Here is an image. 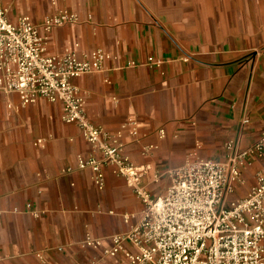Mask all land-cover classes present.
Masks as SVG:
<instances>
[{
    "label": "crops",
    "instance_id": "crops-1",
    "mask_svg": "<svg viewBox=\"0 0 264 264\" xmlns=\"http://www.w3.org/2000/svg\"><path fill=\"white\" fill-rule=\"evenodd\" d=\"M3 6L11 22L29 17L39 27L63 12L79 17L78 24L54 29L49 54L110 56L102 73L73 84L90 122L122 133L131 161L152 166L145 184L155 197L170 188L166 172L193 155L223 162L228 143L245 150L264 133V0H6ZM225 22L229 32L221 33ZM63 112L60 103L24 106L16 95L0 96V264H126L110 254L113 238L140 223L144 205L113 168L105 167L102 191L94 171L80 169L81 159L102 155L76 125L64 123ZM259 173L264 158L247 159L228 206L250 196Z\"/></svg>",
    "mask_w": 264,
    "mask_h": 264
},
{
    "label": "built area",
    "instance_id": "built-area-1",
    "mask_svg": "<svg viewBox=\"0 0 264 264\" xmlns=\"http://www.w3.org/2000/svg\"><path fill=\"white\" fill-rule=\"evenodd\" d=\"M5 1L0 0V96L16 95L24 106L40 100L62 104L64 123L76 125L95 153L102 155L101 160L81 159L80 169L93 170L102 191L105 167L113 168L144 205L140 223L128 234L113 238L110 254L122 255L126 264H264V174L257 175L248 198L227 205L229 194L242 181L245 161L264 158V133L245 150L228 143L231 153L223 162L193 155L185 165L166 172L171 180L167 194L153 196L145 184L152 166L131 161L122 133L107 132L90 122L86 99L73 84L74 79L102 73L110 56L102 50L84 60L70 51L49 54L54 29L78 24L79 17L63 12L46 19L41 27L29 17L11 22ZM149 64L160 62L150 59ZM127 127L133 136L139 135L137 121L130 120ZM160 177L156 173L155 180Z\"/></svg>",
    "mask_w": 264,
    "mask_h": 264
},
{
    "label": "rangeland",
    "instance_id": "rangeland-1",
    "mask_svg": "<svg viewBox=\"0 0 264 264\" xmlns=\"http://www.w3.org/2000/svg\"><path fill=\"white\" fill-rule=\"evenodd\" d=\"M198 24H200L201 30H202V32H204L206 30V28L202 26V23L201 22H199ZM223 24H225L226 26H224L222 28H219V31L221 33L229 32L230 27L227 26V23L226 22L223 23ZM197 26H199V25H197ZM186 29L188 31H190V30H192V27H190L189 25H186ZM197 29L200 30L198 27H197ZM213 29H215V28H213ZM213 29L211 28V30H213Z\"/></svg>",
    "mask_w": 264,
    "mask_h": 264
}]
</instances>
